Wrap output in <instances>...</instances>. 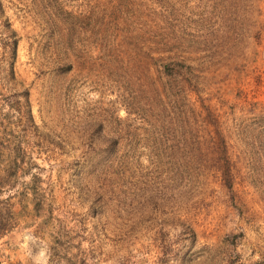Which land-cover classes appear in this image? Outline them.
Instances as JSON below:
<instances>
[{
	"label": "rangeland",
	"instance_id": "374dc122",
	"mask_svg": "<svg viewBox=\"0 0 264 264\" xmlns=\"http://www.w3.org/2000/svg\"><path fill=\"white\" fill-rule=\"evenodd\" d=\"M0 1V264H264V0Z\"/></svg>",
	"mask_w": 264,
	"mask_h": 264
},
{
	"label": "trees",
	"instance_id": "16d2710c",
	"mask_svg": "<svg viewBox=\"0 0 264 264\" xmlns=\"http://www.w3.org/2000/svg\"><path fill=\"white\" fill-rule=\"evenodd\" d=\"M4 10L0 1V83L11 85L9 95L4 99V106L9 109L12 114L17 113L19 118H33L30 111L29 92L26 88L16 90L20 83L17 79L15 64L17 61L18 45L20 37L12 28L9 20L3 16ZM184 67L181 65V68ZM190 70V66H186ZM164 70L169 71V66ZM173 72V70L171 71ZM170 72V73H171ZM178 73H183L177 71ZM185 73V72H184ZM3 184V178H0V187ZM9 196L0 199V234L4 235L11 231L13 212L7 206H1L4 202L7 203Z\"/></svg>",
	"mask_w": 264,
	"mask_h": 264
}]
</instances>
